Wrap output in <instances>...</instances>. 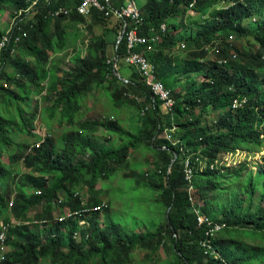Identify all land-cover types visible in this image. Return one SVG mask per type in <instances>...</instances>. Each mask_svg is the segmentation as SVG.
<instances>
[{"label":"trees","instance_id":"trees-1","mask_svg":"<svg viewBox=\"0 0 264 264\" xmlns=\"http://www.w3.org/2000/svg\"><path fill=\"white\" fill-rule=\"evenodd\" d=\"M195 1L194 15L188 16L190 6ZM224 1L230 5L229 8L218 10L217 7ZM82 2L0 0V8L9 7L19 15L14 18V38H21L19 46L14 45L13 40L3 52L0 66V82H6L16 89L13 92L0 86V97L8 99L4 107L6 110L0 112V141L7 149H23L8 136V130L32 135L30 127L35 116L28 111L32 108V96L46 93L48 100L52 101V107L41 113L48 115V120L52 121L60 112L58 117L61 122L71 125L77 119V106L83 93L110 83V78L116 84L110 96L113 103L120 100L137 103L136 99H129L130 94L134 93L146 98V102L140 104L143 110L148 106L151 109L141 118L137 135L130 133L120 121L85 122L80 126L78 137L62 139L64 147L61 151H56L52 140L47 138L31 154H26L30 146L25 151L13 154L11 158L19 165L18 171H12L0 159V222L10 220L8 201L13 191L16 192L13 216L25 222L30 221L32 211L44 200L47 206L43 215L37 214L34 219H52V207L62 191L67 195L65 204L78 207L80 203L73 199L75 192H81L77 186L88 182L89 189L94 190L100 180L111 176L119 164L127 160L129 151L137 149L142 141L157 152V169L145 173L133 167L130 174L135 176L138 185L157 193L153 205L157 206L160 214L159 222L150 233L137 235L114 221L104 222L102 226L98 221L99 215H96L90 218V227L85 230L89 233V239H86L84 232L81 233V241L73 238V233L79 228L74 220L52 224L44 230L38 228L39 232H34L30 225L12 227L7 235L11 250L0 259V264H44V260H50L49 264H131L135 250L142 248L155 253L160 246H165L167 236L170 244L165 249L176 258L170 264L264 263V246L249 247V251L239 253L244 238L264 242V205L255 206L253 210L256 186L264 180V165H259L256 172L250 166L241 164L223 173L208 170L196 174L192 193L195 202L201 203L204 214L227 224L214 240V246L221 255L217 259L206 255L202 248L206 230L205 227H198L196 217L190 210L183 172L185 157L180 151L181 146H191L195 153L201 151L210 162L224 151L239 149L253 154L263 151L264 141L259 140L258 128L264 121V0H138L145 19L142 35L152 36L153 28L160 29L164 23L168 26L167 32L163 34L164 42L155 46L159 52L148 56L158 69V78L172 90L176 99L174 111L168 114L163 111L161 101L155 99L136 68L128 66L132 72L128 82L115 75L114 59L126 64L124 60L128 45L125 37L117 43L123 22L114 16L105 17L103 13L93 10V24L90 22L92 25L89 24L88 29L97 38L91 37L86 58L83 59L79 52L73 58V68L68 69V73L58 67L60 62L57 63V59L76 46L83 35L79 30L75 33L68 31L69 25L72 27L85 22L76 13V8ZM110 2L116 10L121 8V4L124 5V0H118L115 4ZM61 8L70 9V15L51 18V14ZM185 16L186 23L191 20L189 25H183L182 18ZM100 22L105 30L104 35L109 32L114 34L112 43H108L104 35H95L94 29ZM192 24L197 25V31L192 29ZM4 34L0 29V40ZM233 36L245 37L249 46L254 44L258 50L252 52L246 47H237L230 43ZM216 41L220 43L217 45L220 47L219 60L207 64L205 60ZM180 43L186 45L184 56L171 57L165 54L166 50ZM146 48L147 45H144L139 49ZM12 50L16 51L13 55ZM232 52L237 54L235 59ZM29 59H33L34 64ZM222 60L226 62L221 64ZM175 62L184 78L178 77L176 72L162 69ZM161 64L164 66L160 68ZM199 75H203L205 80H197ZM183 80L187 84L191 82L188 91L178 89ZM238 99H246L248 105L234 112L231 106ZM10 108L16 109L12 117H8ZM199 108L201 111L195 115ZM212 112L221 113L216 123L211 120ZM182 118L184 122H180ZM173 123L180 128L178 135L183 144L178 147L159 138ZM101 128L120 137L129 136L128 143L121 149L100 151L102 147L97 145L92 133H97ZM156 133L159 136L154 140ZM89 151L93 152L91 161L87 160ZM173 151H177L178 157L169 172ZM243 170L249 172L245 190L249 198L248 205L244 208V201L234 193L232 196L225 195L223 199L228 205L219 208L216 204L222 206L219 203L220 196L209 194V190L211 187L214 190L222 187L224 183H220L219 178L238 179ZM28 189H33L29 195L25 194ZM38 190L43 192L42 195L35 194ZM97 198L95 196L96 201L89 200L90 203H98ZM169 207L172 208L167 219ZM65 228L68 230L64 232Z\"/></svg>","mask_w":264,"mask_h":264},{"label":"rangeland","instance_id":"rangeland-1","mask_svg":"<svg viewBox=\"0 0 264 264\" xmlns=\"http://www.w3.org/2000/svg\"><path fill=\"white\" fill-rule=\"evenodd\" d=\"M193 14L194 11H190L188 16H193ZM18 16L19 15H17L16 12L9 7L0 8L1 31L3 33L7 32L11 28L13 22L15 24L14 18ZM255 21L256 19L253 20V22ZM182 22L183 25H189L191 23V20H189V22L186 23V16H185L182 18ZM192 26H193L192 29L197 31V25L192 24ZM70 32L75 33V26H72L70 28ZM230 43H234L239 48L246 47L252 52H256L258 50V46L254 44L252 47L249 46L247 39L245 37L239 38L237 36H233L231 38ZM219 44H220L219 41L215 42V45L212 48L210 55H208V57L205 60L207 64H211L214 61L219 60L218 51L220 47L217 46ZM176 48H177V53H179L180 55L185 54L186 49L182 46V44H180ZM77 50H78V46L76 44V46H74L72 50L69 51L73 53V51H77ZM87 54L88 53H86L84 58H86ZM62 59H65V56H63ZM29 61L32 64H34L33 59H29ZM262 61H264V59H262ZM67 64L65 66L63 65L62 69L66 70L67 68H69V70L70 69L72 70L73 65H71L70 63L68 64L70 67H68ZM119 68L120 69L118 71L120 73L121 72L123 73V70H130L127 64L120 63ZM9 72L12 73L13 71H9ZM65 73L68 72L65 71ZM196 78L199 81L205 80L203 75H199ZM0 86H3L6 89H10L13 92L16 91L14 87H10L6 82H0ZM110 86L112 87V89ZM115 86L116 84L115 85L113 84V79L110 78V83L108 84L106 83L100 88H95L91 92L83 93L79 101L80 103L77 106V110H78L76 114L77 119L71 125H68L67 122H61V118L58 117V115H60V112H57L54 119H52V121H49L48 115L42 114L41 111L46 108H51L52 101L48 100L49 98L46 97V95L44 94L42 96H37V97L32 96L31 97L32 108L30 110L26 109L29 111L31 115L35 116L34 121L32 123V127H30L32 135L18 134L17 132L11 129L8 130L9 131L8 136L15 142L16 145H21L23 147V149H21L20 151H25L29 146L32 147L35 143L44 141L47 138H50L52 140L56 151H61L60 149H63L64 147L62 139H67L68 136L78 137L80 133V126L82 123H85V121L100 123V121L105 122L110 120L109 118H116L118 119V121L120 120L124 128H126L130 133L137 135V133L139 132L138 126L141 125V118H143L142 115L143 109L140 105L141 103L137 101V99L134 97L137 95L131 93L129 99H136L137 103L126 100H120V102H123L124 105L119 107L116 104L118 108L115 107L112 104L113 101L111 100L110 97L112 96L111 94L116 88ZM190 87H191V82L187 84V81L183 80L182 85L178 89L183 91V88L187 90ZM7 103H8V99L4 100L2 97H0V109H2L0 110V112L6 110V108L4 107L7 105ZM8 110L10 111L8 117H12L14 115V112L16 113V109L10 108ZM11 119L14 120L15 118H11ZM211 120L214 123L218 122L219 115H217V113L215 112H212ZM184 121H185L184 118L180 120V122H184ZM92 134L93 136H95L98 142L97 143L98 146L102 145V140H104L105 143H108L106 144V146H108L112 140V143H110V145L116 144L117 145L116 149H121L129 141V136H123V137L117 135L114 136L109 132H107L105 128H101L97 133H92ZM33 135H36V137L34 138ZM156 143L159 144L158 140H156ZM0 151H1L0 159L4 161V164L9 166L11 170L14 172L18 171L19 165L17 166L15 162H13L11 156L13 154L19 153L20 151L15 147L7 149L3 141H0ZM184 151L186 152V154H193L196 152L193 149H191V146L190 147L185 146ZM89 153H90V157L89 158L87 157V160L91 161V159L93 158V152L89 151L87 152V155ZM263 159L264 156L262 160ZM158 160H159V156L157 152L152 148H150L145 141H142L140 144L137 145V149H131L129 151V156L127 157V160L119 164L118 166L119 168L108 179L100 180L103 191H101L99 186L96 187L94 190H90L88 186L89 185L88 182L87 183L85 182L86 184L82 183L77 186L79 187L78 188L79 191H81V193L87 196L90 201L92 200L96 201L95 196L97 192H98L97 196L101 194V196L109 200L110 204L108 203V208L106 209L108 210L110 208L108 212H105L106 210H104L100 214H94V216L99 215L98 221L99 223H101L102 226H104V222L114 221L122 225L127 231L131 230V232H135L137 235H146L147 233H150V231L154 229V226L159 222V218H160V214L157 211V206L153 205L157 193L143 185H138L137 182L135 181V176L133 177V175L130 173L133 167H136L137 169H141L145 173L152 172L155 169H157L155 163ZM75 161L77 162V160ZM182 161L183 160H181V163ZM257 170H259V165L257 169H253V172H256ZM23 171L24 173H26L24 167H23ZM124 174H128V178L124 176ZM248 175L249 172L243 170L242 174L238 177V179L236 178H230V180H228L227 178L221 180L220 178L218 179L220 183H224V184L222 185L221 188H218L217 190H214V188L211 187V189L209 190V194L220 196L219 203L222 206L216 204L219 208H223L226 205H228L226 204V201L223 199V197L227 194L232 196L234 193H237L239 199H242L244 201V208H246V206L249 203L248 194L245 192L248 182L247 179ZM32 191L33 189H28L25 191V194L29 195L30 193H32ZM263 191H264V180L261 181L256 186L255 194H254L255 205L253 207V210L255 209V206L264 205V201L262 200ZM14 193L16 194L15 191H13V195ZM58 196H60L56 200L58 206L52 207L53 214L55 213V211L57 213H61L63 207L66 205L65 204L67 201L66 192L62 191L59 193ZM61 200L62 202H60ZM46 206H47L46 200L38 204L31 213L32 217L37 214L43 215L42 213ZM32 217L30 218V220H33ZM50 225L46 227L48 228ZM31 227L34 232H39V230H44V229L38 230V228L43 227V225H41L40 227L38 224H31ZM66 230H68V228H65L64 232ZM168 238L169 237L167 236L166 237L167 241L165 243V246H160L159 249L155 251V253H152L150 250L146 251L142 248L135 250L133 252L134 253L133 257L131 258L132 259L131 264L174 263L176 260L175 256L172 253H167L165 251V247L167 246V244H170ZM242 241H243L242 242L243 246H239L240 249L239 253H244L246 250L249 251L248 250L249 247L257 248L259 246L262 247L264 246V242L260 240L244 238ZM44 262H45L44 264H49L50 260H44ZM254 264H264V263L255 262Z\"/></svg>","mask_w":264,"mask_h":264},{"label":"built area","instance_id":"built-area-1","mask_svg":"<svg viewBox=\"0 0 264 264\" xmlns=\"http://www.w3.org/2000/svg\"><path fill=\"white\" fill-rule=\"evenodd\" d=\"M36 3L33 4V6ZM196 4V1L190 6L189 11H194L193 8ZM229 4L224 1L221 5L217 8L220 9H227L229 8ZM93 10H96L100 13H103L106 17L114 16L118 19L123 20V22H127L126 24V45H128V53L127 57L125 58V63L136 68L139 74L144 79L147 87L154 95L155 99H159L161 101L162 109L165 113H171L174 111L176 106V99L173 95L171 89H169L165 83L158 78V69L154 63L150 61V59L146 56L144 52L139 51V48L144 45L149 44H158L163 42V34L167 32L168 26L167 24H163L160 29L153 28L151 30L152 36H145L142 35V28L144 26V17H142L138 0H125L124 5L119 9L116 10L111 5L110 0H83L82 4L76 8V13L84 18L90 19L92 16ZM71 13V10L68 8H61L58 11L51 14V18L58 19L62 16L68 17ZM194 15V14H193ZM130 27V28H129ZM80 29L82 31L86 30V25H80ZM14 40V45L19 46L21 43V38L17 37L14 38V22L11 25V28L5 32L4 36L0 40V66L3 59V52L9 48L11 42ZM84 49L87 50L88 48V40L85 42ZM16 51L12 50L11 54H15ZM86 55V52L83 53L82 58ZM232 56L235 59L237 54L232 52ZM264 59V58H263ZM226 60L220 61V63H224ZM70 64L69 61H67ZM67 64V65H68ZM113 66L116 69H119V60L114 59ZM139 102H143V100L138 99ZM145 102V101H144ZM248 101L246 99H238L234 100L231 110L236 112L238 110H243L247 107ZM151 107L148 106L143 111V115H146L147 111L150 110ZM190 119V118H189ZM180 128L178 125L173 123L171 128L164 130L163 138L166 141H169L173 147H178L183 143L179 139V132ZM259 133V140L264 141V121L260 124L258 128ZM44 143L41 141L37 144H34L30 149L27 151L26 154H31L34 149H39L40 146ZM180 151L184 153V162H183V172H184V180L187 183V192L189 194V201H190V210L194 214L197 220L198 227L202 228L205 227L206 230V237L202 241V248L205 250V254L211 256L213 258H221L219 251L214 246V240L218 237V234L225 230L227 227L226 223L216 221L212 219L210 216L204 214L201 210V205L195 202L193 197V190L194 185L193 181L195 179L196 174L204 173L208 170L212 172L223 173L226 170L234 169L241 164H246L253 169H257L258 165L264 164V149L258 153H248L242 150H234V151H224L218 155L216 159L212 162L208 160L207 157L201 154V151L193 154H186L184 151V147H180ZM196 155V157H193ZM2 190L0 188V194ZM42 191L38 190L35 191V194L42 195ZM14 195L8 201V210L10 215V220L8 222L1 221L0 222V259L2 260L4 255L7 254L11 249L8 244L7 235L12 227L22 226V225H30L31 224H38L40 229H48L46 226L52 224H62L67 223L69 221H77L78 223V230L73 233V238L81 241L82 234H84L85 230L90 227V218L94 216V214H100L104 210L108 208L107 201H99L98 203H90L89 198L85 196L81 192H75L73 195V199L79 202L78 207H72L71 205L66 204L63 207L61 213H55L52 215V219L48 220L47 218L41 220H35L34 216L32 217L33 220L30 221H23L17 220L14 218L12 209L14 207ZM63 200V199H62ZM62 200L60 202H62ZM55 206H58L57 202L55 201ZM50 225V226H51ZM86 239H89V233L85 232Z\"/></svg>","mask_w":264,"mask_h":264},{"label":"crops","instance_id":"crops-1","mask_svg":"<svg viewBox=\"0 0 264 264\" xmlns=\"http://www.w3.org/2000/svg\"><path fill=\"white\" fill-rule=\"evenodd\" d=\"M112 1V4H115V3H117L118 2V0H111ZM125 1V0H124ZM120 7H122V4L120 5ZM141 11V10H140ZM105 16V15H104ZM106 17V16H105ZM143 17V16H142ZM92 19V16H91V18L90 19H84L85 20V22L84 23H80V24H78L77 26H75V32L77 31V30H79L83 35H82V37H81V39L77 42V46H78V50L77 51H73V53H71L70 51L72 50V48H70L69 50V52L67 53V54H65V55H63V56H65V59H62V57L63 56H61L60 58L61 59H57V63L58 62H60V65L58 66V67H63V65L65 66L67 63H66V61H69L70 63H71V65H73L72 63H73V61H74V57L76 56V55H78L79 54V52H81V54H79V55H83V53L84 52H86V53H88V48H87V50H85L84 49V47H85V41L86 40H88V42H89V44H88V46L90 45V40H91V37L94 39V38H97V37H95L92 33V35L89 33V29H88V27H89V24H91L92 22L90 21ZM118 19V18H117ZM121 20V19H120ZM145 20V19H144ZM88 21V22H87ZM91 22V23H90ZM122 22H123V20H122ZM102 22H100V23H98V25H97V27H95V29H94V33H96L95 35L96 36H101V35H104V33H105V30H104V28L100 25ZM124 23H125V21L123 22V27H124ZM86 25V30L85 31H82L81 29H80V25ZM93 24V23H92ZM91 24V25H92ZM164 24H166V23H164ZM70 25H69V27H68V31H70ZM123 29V28H122ZM142 31H143V28H142ZM125 33H126V31H125ZM121 34V33H120ZM120 36V35H119ZM146 36V35H145ZM124 37H125V34H124ZM84 38V39H83ZM104 38L106 39V41L108 42V43H112L114 40H115V38H114V34L112 33V32H109V33H107V34H105L104 35ZM126 38V37H125ZM118 42V41H117ZM163 42H164V37H163ZM163 42H161V43H158V44H162ZM157 44V45H158ZM180 44H182V46L185 48L186 47V45L185 44H183V43H180ZM180 44H178V45H176L175 47H173L171 50H166L165 51V54L166 55H170L171 57L173 56H175V57H178V56H182V55H180L179 53H177V46H179ZM156 44H149V45H147V48L146 49H143V50H140L139 49V51H141V52H144L145 54H146V56L148 57H150V54H152V53H157V52H159V49H157L156 47ZM128 49V48H127ZM184 56V55H183ZM148 57V58H149ZM84 59V58H83ZM151 61V60H150ZM125 62V61H124ZM120 64V63H119ZM128 65V64H127ZM128 66H130V65H128ZM162 66H164L163 64H161V66H160V68L162 67ZM68 67H70L69 65H68ZM120 67V66H119ZM170 67V68H169ZM177 63L175 62L174 63V65H172V66H170V65H166V66H164L162 69H164L165 68V70H167V71H170V72H176V74L178 75V77H181V76H183V74H180L181 72H179V70L177 69ZM69 68H67L66 69V71L68 70ZM120 69V68H119ZM119 69H117V70H119ZM170 69V70H169ZM116 71V70H115ZM177 72H179V73H177ZM120 73V72H119ZM121 74V76L124 78V79H121V80H125L126 82H128L129 80L128 79H130V77L132 76V72L130 71V70H123V73L121 72L120 73ZM183 78H184V76H183ZM202 82V81H201ZM44 95H46V93H44ZM136 99L138 98V99H141V100H143V102H140V103H144V101L146 102V98H144V97H139V96H137V97H135ZM138 101V100H137ZM115 107H117L116 106V104L119 106V107H121V106H123L124 105V103L123 102H115V103H112ZM125 106H126V104H125ZM118 108V107H117ZM144 111V110H143ZM199 112H200V110L198 111V109L196 110V115H198L199 114ZM221 113H217V115H220ZM143 115V114H142ZM110 119V121H114V122H116V121H118V119H116V118H109ZM120 121V120H119ZM85 122H87V121H85ZM100 122H102V121H100ZM121 123V122H120ZM122 124V123H121ZM108 132V131H107ZM111 134V133H110ZM112 135H114V134H112ZM114 136H116V135H114ZM159 136V135H158ZM159 138H162V139H164L163 138V133L159 136ZM98 139V138H97ZM110 143H112V140H111V142ZM110 143H109V145L108 146H106V144H108V143H105L104 142V140H102V145H100V147H102V148H100L99 150L100 151H106V150H108L109 148H113V149H116V144H111L110 145ZM158 149V148H157ZM257 168H258V166H257ZM124 176H126L127 178H128V174H124ZM110 176H108L107 178H105V179H103V180H106V179H108ZM99 186V188L101 189V191H103V189H102V187H101V183L99 182V184L97 185V187ZM101 191H100V193H101ZM97 194H98V192H97ZM97 194H96V196H97ZM98 198H97V201L99 200V201H107L109 204H110V202H109V200H107L105 197H103V196H101V194L99 195V196H97ZM200 205H201V203H200ZM109 210H110V208H109ZM51 214L53 215V212H51ZM166 248H167V246H166ZM159 249V248H158ZM165 251H166V249H165ZM167 252V251H166ZM167 253H169V252H167ZM134 254V253H133ZM173 254V253H172ZM132 257H133V255H132ZM167 259V258H166Z\"/></svg>","mask_w":264,"mask_h":264},{"label":"water","instance_id":"water-1","mask_svg":"<svg viewBox=\"0 0 264 264\" xmlns=\"http://www.w3.org/2000/svg\"><path fill=\"white\" fill-rule=\"evenodd\" d=\"M126 24H127V22L124 23V27H123V29H122V32H121L120 36L118 37V42H117V43H120V42L123 40V38H124V34H125V31H126ZM115 75H116L117 77H119L120 79H124V78L121 76V74L119 73L118 70L115 71ZM158 135H159V133H156V136H155L154 140L158 137ZM173 153H174V156H173V158H172V160H171V162H170V164H169V170H168L169 172L171 171L172 166H173L174 162L176 161V159H177V157H178V153H177V151H173ZM171 208H172V207H169V209H168V211H167V219H169V212L171 211Z\"/></svg>","mask_w":264,"mask_h":264}]
</instances>
